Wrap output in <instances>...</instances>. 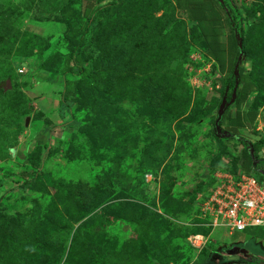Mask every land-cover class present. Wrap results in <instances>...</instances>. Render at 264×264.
<instances>
[{
	"label": "rangeland",
	"instance_id": "rangeland-1",
	"mask_svg": "<svg viewBox=\"0 0 264 264\" xmlns=\"http://www.w3.org/2000/svg\"><path fill=\"white\" fill-rule=\"evenodd\" d=\"M83 1L0 0V264H264V232L203 211L247 147L214 127L239 68L264 140V0H214L242 46L229 76L175 0Z\"/></svg>",
	"mask_w": 264,
	"mask_h": 264
},
{
	"label": "trees",
	"instance_id": "trees-1",
	"mask_svg": "<svg viewBox=\"0 0 264 264\" xmlns=\"http://www.w3.org/2000/svg\"><path fill=\"white\" fill-rule=\"evenodd\" d=\"M178 16L197 24L202 38L205 41L207 55L224 71L225 76L235 74V69L242 57V46L238 44L229 16L224 7L219 8L214 0H175ZM94 5L93 0H84L82 3V14L88 15V12ZM264 13L263 9H259ZM227 25H225L226 23ZM226 33L230 37L228 45L220 42V38ZM75 34L73 33L72 36ZM260 93V89L255 84L251 76L244 74L239 68L235 75L233 88L230 93L228 103L221 109L217 115L215 129L222 127L220 133L226 137L239 139L247 147L242 150V162L240 171H227L233 176L239 173L248 174L255 169H251L253 159L264 148V140L254 141L248 136L247 131L252 130L256 119L262 118V113L257 110H243L248 97L252 94ZM235 109L234 116L231 115V108ZM226 130L224 133L223 131ZM253 139V140H252ZM235 165V164H234ZM235 167V166H234ZM226 171V170H224ZM222 171V172H224ZM247 234V233H239Z\"/></svg>",
	"mask_w": 264,
	"mask_h": 264
},
{
	"label": "built area",
	"instance_id": "built-area-1",
	"mask_svg": "<svg viewBox=\"0 0 264 264\" xmlns=\"http://www.w3.org/2000/svg\"><path fill=\"white\" fill-rule=\"evenodd\" d=\"M262 161L264 165V156ZM220 174L203 210L209 226L224 230L229 237L236 233L264 231V166L238 176L227 171ZM189 242L194 249L204 246L201 236H190Z\"/></svg>",
	"mask_w": 264,
	"mask_h": 264
},
{
	"label": "flooded vegetation",
	"instance_id": "flooded-vegetation-1",
	"mask_svg": "<svg viewBox=\"0 0 264 264\" xmlns=\"http://www.w3.org/2000/svg\"><path fill=\"white\" fill-rule=\"evenodd\" d=\"M243 256H244V255H238V256L235 257V259H236V260H238V259H243V258H244Z\"/></svg>",
	"mask_w": 264,
	"mask_h": 264
},
{
	"label": "water",
	"instance_id": "water-1",
	"mask_svg": "<svg viewBox=\"0 0 264 264\" xmlns=\"http://www.w3.org/2000/svg\"><path fill=\"white\" fill-rule=\"evenodd\" d=\"M6 88H10V82L9 81L6 82Z\"/></svg>",
	"mask_w": 264,
	"mask_h": 264
},
{
	"label": "clouds",
	"instance_id": "clouds-1",
	"mask_svg": "<svg viewBox=\"0 0 264 264\" xmlns=\"http://www.w3.org/2000/svg\"><path fill=\"white\" fill-rule=\"evenodd\" d=\"M262 232H264V231H262ZM247 234H249V233H247ZM233 235H234V234H233ZM233 235H232V236H233ZM232 236H230V237H232Z\"/></svg>",
	"mask_w": 264,
	"mask_h": 264
},
{
	"label": "crops",
	"instance_id": "crops-1",
	"mask_svg": "<svg viewBox=\"0 0 264 264\" xmlns=\"http://www.w3.org/2000/svg\"><path fill=\"white\" fill-rule=\"evenodd\" d=\"M259 118V117H258Z\"/></svg>",
	"mask_w": 264,
	"mask_h": 264
}]
</instances>
